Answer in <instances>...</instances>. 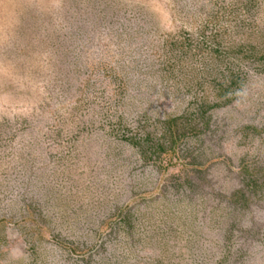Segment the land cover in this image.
I'll use <instances>...</instances> for the list:
<instances>
[{"label": "rangeland", "instance_id": "1", "mask_svg": "<svg viewBox=\"0 0 264 264\" xmlns=\"http://www.w3.org/2000/svg\"><path fill=\"white\" fill-rule=\"evenodd\" d=\"M242 44L264 50V0H0V264H264V70ZM215 49L244 85L180 160H143L137 137L212 99Z\"/></svg>", "mask_w": 264, "mask_h": 264}, {"label": "trees", "instance_id": "2", "mask_svg": "<svg viewBox=\"0 0 264 264\" xmlns=\"http://www.w3.org/2000/svg\"><path fill=\"white\" fill-rule=\"evenodd\" d=\"M218 46L219 44L216 43ZM230 50V51H229ZM229 52L240 53L242 58H251L254 61H258L259 70H264V50L259 49L254 45H239L229 49ZM215 54L212 55V59L223 62L226 52H222L218 49L214 50ZM224 63V67L219 68L215 71L213 76L211 72H206L207 75L212 76V99H208V96L202 95L194 103L192 110L185 112L182 115L174 117H166L157 126L159 133L156 132L155 128L153 131H146L139 138L135 139V143L139 146L140 154L143 160L149 158H155V160L162 159L163 155L170 154L171 156L179 154V144L183 138H192L196 136L199 131L204 130L208 126L209 118L208 112L218 106L225 105L235 98L237 90L241 89L246 80V74L240 69L237 64ZM201 85L200 82L197 83ZM142 128V127H141ZM183 157L191 156V159L186 162H182L183 168L193 167V165L199 164L195 162L197 157L192 155L189 148L184 149ZM189 154V155H188ZM175 158V157H174ZM176 160H180V156L177 155ZM162 164V163H161ZM168 164V163H167ZM189 172L190 169H185ZM197 170V169H196ZM191 171V170H190ZM243 177L242 183L246 185L248 195L244 192H239L235 195L240 197L243 203L246 202L249 193L253 192L259 187L260 179L254 176L248 170V168H242ZM201 172V171H197ZM188 180V179H186ZM189 181V180H188Z\"/></svg>", "mask_w": 264, "mask_h": 264}]
</instances>
